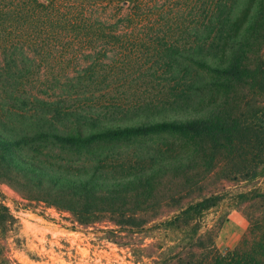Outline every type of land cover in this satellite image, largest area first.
I'll return each instance as SVG.
<instances>
[{
  "label": "trees",
  "instance_id": "1",
  "mask_svg": "<svg viewBox=\"0 0 264 264\" xmlns=\"http://www.w3.org/2000/svg\"><path fill=\"white\" fill-rule=\"evenodd\" d=\"M0 183L133 264H264V0H0Z\"/></svg>",
  "mask_w": 264,
  "mask_h": 264
},
{
  "label": "rangeland",
  "instance_id": "2",
  "mask_svg": "<svg viewBox=\"0 0 264 264\" xmlns=\"http://www.w3.org/2000/svg\"><path fill=\"white\" fill-rule=\"evenodd\" d=\"M151 144V139H146ZM159 139H156V142ZM1 195L17 218L8 242L17 264H133L128 252L100 239L92 232L70 228L68 213L43 202H28L15 189L0 183ZM219 211L227 212L216 245L232 248L248 225V219L232 203L224 201ZM208 212V218L213 215Z\"/></svg>",
  "mask_w": 264,
  "mask_h": 264
}]
</instances>
